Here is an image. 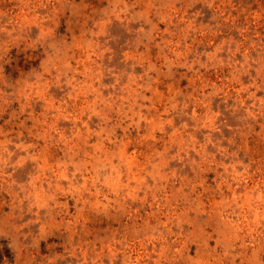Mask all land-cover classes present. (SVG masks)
<instances>
[{
  "label": "rangeland",
  "instance_id": "rangeland-1",
  "mask_svg": "<svg viewBox=\"0 0 264 264\" xmlns=\"http://www.w3.org/2000/svg\"><path fill=\"white\" fill-rule=\"evenodd\" d=\"M0 251L264 264V0H0Z\"/></svg>",
  "mask_w": 264,
  "mask_h": 264
},
{
  "label": "trees",
  "instance_id": "trees-1",
  "mask_svg": "<svg viewBox=\"0 0 264 264\" xmlns=\"http://www.w3.org/2000/svg\"><path fill=\"white\" fill-rule=\"evenodd\" d=\"M0 253H1V251H0ZM1 258H3V254H1Z\"/></svg>",
  "mask_w": 264,
  "mask_h": 264
}]
</instances>
